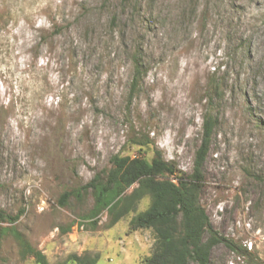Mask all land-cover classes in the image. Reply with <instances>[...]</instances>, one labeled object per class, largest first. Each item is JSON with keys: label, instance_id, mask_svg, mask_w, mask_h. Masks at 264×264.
<instances>
[{"label": "rangeland", "instance_id": "1", "mask_svg": "<svg viewBox=\"0 0 264 264\" xmlns=\"http://www.w3.org/2000/svg\"><path fill=\"white\" fill-rule=\"evenodd\" d=\"M139 2L0 0V208L49 264H142L155 237L130 228L135 212L109 226L105 210L81 217L89 194L57 199L114 154L157 150L190 173L210 112L199 202L234 248L216 244L209 264H264V0ZM137 46L144 74L130 96ZM0 264L35 263L8 232Z\"/></svg>", "mask_w": 264, "mask_h": 264}, {"label": "trees", "instance_id": "2", "mask_svg": "<svg viewBox=\"0 0 264 264\" xmlns=\"http://www.w3.org/2000/svg\"><path fill=\"white\" fill-rule=\"evenodd\" d=\"M131 1L135 9L136 6H141L139 0ZM142 52V48L137 46L131 53L130 96L136 91L144 74ZM208 88L212 95H218L215 81L211 80ZM216 123V115L210 112L203 114L201 140L195 151L190 173L177 170L157 150L149 160L139 155L114 154L107 169L95 173L77 188L62 192L57 199L58 204L65 206L70 196L79 199L82 195L89 194L92 207L81 217L94 218L105 210L109 226L122 216L135 212L128 221L130 228H149L155 237L152 251L142 260V264H209L210 251L216 244L224 243L229 248H234L232 241L218 235L212 228L208 215L199 202L203 182L202 165ZM130 187L131 191L125 193ZM144 197L149 198L148 205L143 210L136 211ZM18 216L19 214L11 215L0 208V243L3 235L9 232L16 241L21 258L31 256L35 264H49L45 255L32 246L14 226ZM97 258L98 255L70 254L67 261L69 264H95Z\"/></svg>", "mask_w": 264, "mask_h": 264}]
</instances>
